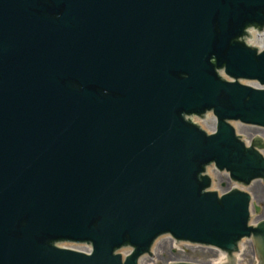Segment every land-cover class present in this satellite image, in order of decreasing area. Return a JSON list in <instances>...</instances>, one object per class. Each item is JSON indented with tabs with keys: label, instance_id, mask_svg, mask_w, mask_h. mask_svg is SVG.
Instances as JSON below:
<instances>
[{
	"label": "water",
	"instance_id": "obj_1",
	"mask_svg": "<svg viewBox=\"0 0 264 264\" xmlns=\"http://www.w3.org/2000/svg\"><path fill=\"white\" fill-rule=\"evenodd\" d=\"M252 29L264 0H0V264H140L167 235L264 264L261 207L207 172L264 188L232 125L264 128Z\"/></svg>",
	"mask_w": 264,
	"mask_h": 264
},
{
	"label": "rangeland",
	"instance_id": "obj_2",
	"mask_svg": "<svg viewBox=\"0 0 264 264\" xmlns=\"http://www.w3.org/2000/svg\"><path fill=\"white\" fill-rule=\"evenodd\" d=\"M213 116V115H212ZM208 117V116H207ZM208 118H198L199 125L211 133V128H214L215 122L209 121L205 124H203ZM214 119H216L214 117ZM216 121V120H215ZM234 127L239 126L236 129L237 132L241 136L244 137V140L246 142H250L255 136L264 137V128H258L253 126H244L240 123L238 125L233 124ZM264 154V152H263ZM210 170H214L210 169ZM209 170V172H210ZM211 173V172H210ZM215 186L214 190H216L218 193H225L229 191L230 189L237 187L235 183H231L229 181V177L226 174L218 173L215 177ZM239 188H242V186H238ZM246 192L251 193V196L253 197V200L255 204L259 205L262 209L260 212V216L255 215L254 219H264V188H263V182H255L253 185L246 190ZM160 244H156L154 246V259L152 258H144L141 262V264H175L177 261H190L200 264H212L215 262H218L220 260V255L214 251V250H208L204 248H197L195 246H191L188 243L187 244H178L175 243L170 236H165L163 238L159 239ZM77 246V245H76ZM70 248H73L72 246H68ZM84 247L79 248H73L78 250L87 251V249H82ZM240 260V264H257L256 259V249L253 248V245L249 240L243 241V248L240 252V255L238 257Z\"/></svg>",
	"mask_w": 264,
	"mask_h": 264
},
{
	"label": "bare ground",
	"instance_id": "obj_3",
	"mask_svg": "<svg viewBox=\"0 0 264 264\" xmlns=\"http://www.w3.org/2000/svg\"><path fill=\"white\" fill-rule=\"evenodd\" d=\"M251 37H252V39H255V40H249V42L251 43L252 46L264 49V36H263V33H261V32L258 33V30H253L252 29L251 30ZM248 83L252 84V82H248ZM256 87H259V86H256ZM207 116H208V119L203 124H205V123H207L209 121H214L215 122L214 116H212V114H208ZM194 120L198 123V118L197 117H195ZM236 125H238V124H236ZM236 127L238 128L239 126H236ZM237 130L239 131V129H237ZM212 131H214V128H211V132ZM248 143H250V142H248ZM262 152H264V150ZM208 170H210V169H208ZM210 172H211L210 175H211V177H212V179L214 181L213 182L214 184H216L214 177L216 175H218V173L224 174L223 172H217L216 168H214V170H210ZM253 223H256V220H254ZM76 245H69V246H72L73 248L81 249L82 245H77V246ZM65 246H68V244H65ZM86 248L90 249L89 246L88 247L86 246ZM240 248L241 249L243 248V243H241ZM82 249H84V248H82Z\"/></svg>",
	"mask_w": 264,
	"mask_h": 264
}]
</instances>
